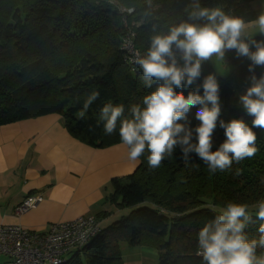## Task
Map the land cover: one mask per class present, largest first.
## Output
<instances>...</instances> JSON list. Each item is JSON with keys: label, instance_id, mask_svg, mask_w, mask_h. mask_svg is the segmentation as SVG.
Segmentation results:
<instances>
[{"label": "trees", "instance_id": "obj_1", "mask_svg": "<svg viewBox=\"0 0 264 264\" xmlns=\"http://www.w3.org/2000/svg\"><path fill=\"white\" fill-rule=\"evenodd\" d=\"M255 1L201 0V4L223 5L245 19H255ZM190 2L152 0L149 9L147 0H0V126L59 115L68 133L92 148L123 144L119 125L107 135L103 122L98 124L100 109L108 102L123 104L127 114L131 105L142 104L155 87L144 86L139 66L124 48L125 41L131 40L133 51L143 55L154 28L163 31L187 19L185 8ZM226 56L233 70L227 78L217 75L220 119L228 114L227 121L243 117L250 123L239 96L251 85V61L238 58L235 51ZM210 73L216 72L209 62L204 63L196 83L202 84ZM255 74H264V67H256ZM195 88L196 84L182 91L187 95ZM94 91L99 98L79 118ZM199 107L188 113L193 129L199 124L195 118ZM254 131L256 155L215 173L194 153L184 160L179 148L151 169L146 152L131 175L111 181L113 193L106 198L119 211L129 210L128 215L122 214L119 221L103 228L101 223L111 212L96 215L98 231L66 264H81L82 256L87 264H124L123 241L133 248L155 251L157 264H202L196 254L200 228L229 201L253 205L264 199V130ZM224 140V130L217 126L213 151ZM250 214L253 222L246 232L250 239H258L264 221L255 218L254 209ZM261 252L264 249H258V255Z\"/></svg>", "mask_w": 264, "mask_h": 264}, {"label": "clouds", "instance_id": "obj_2", "mask_svg": "<svg viewBox=\"0 0 264 264\" xmlns=\"http://www.w3.org/2000/svg\"><path fill=\"white\" fill-rule=\"evenodd\" d=\"M148 8L153 7L147 0ZM187 19L170 24L166 30H153L150 44L143 55L136 54L135 63L141 70L144 86L153 89L142 104L127 110L123 104L106 103L100 109L98 124L103 122L105 134L117 131L128 148V159L137 161L147 152L151 169L158 168L179 148L184 160L194 153L208 165L209 171H225L233 162L254 157L258 152L257 133L264 130V74H255L256 67H264V11L255 19H245L223 5L203 6L201 0H191L186 6ZM235 51L238 58H247L251 85L239 96V104L247 116L230 121L220 119V84L216 73L196 82L202 76V65L211 62L220 74L228 71L226 54ZM224 66L227 71L220 72ZM187 95L182 89L191 88ZM203 89V95L200 89ZM181 89V91H177ZM99 92H92L78 113L83 119ZM201 105L195 118L199 124L193 129L188 123L191 108ZM184 121V122H181ZM224 130L225 140L213 151L214 131ZM264 182V181H262ZM264 221V200L253 205L229 201L198 231L196 254L202 264H264V223L259 237L249 238L246 229L253 222L250 214Z\"/></svg>", "mask_w": 264, "mask_h": 264}, {"label": "crops", "instance_id": "obj_3", "mask_svg": "<svg viewBox=\"0 0 264 264\" xmlns=\"http://www.w3.org/2000/svg\"><path fill=\"white\" fill-rule=\"evenodd\" d=\"M252 6L258 15L264 0ZM138 166V160L128 159L124 144L96 149L74 139L59 115L0 126V228L21 226L45 233L55 223L110 211L101 223L108 226L123 212L106 202L113 193L111 181L131 175ZM33 195L43 201L17 216L16 208ZM141 249L156 257L155 251ZM7 261L0 256V264Z\"/></svg>", "mask_w": 264, "mask_h": 264}, {"label": "built area", "instance_id": "obj_4", "mask_svg": "<svg viewBox=\"0 0 264 264\" xmlns=\"http://www.w3.org/2000/svg\"><path fill=\"white\" fill-rule=\"evenodd\" d=\"M132 13V11H128ZM124 48L135 63L136 52L131 40ZM136 64V63H135ZM43 201L41 195L27 197L15 210L22 216L38 207ZM98 231L95 216L79 217L51 225L48 232L30 231L21 226L0 228V256L8 258L6 264H66L74 251H79Z\"/></svg>", "mask_w": 264, "mask_h": 264}, {"label": "rangeland", "instance_id": "obj_5", "mask_svg": "<svg viewBox=\"0 0 264 264\" xmlns=\"http://www.w3.org/2000/svg\"><path fill=\"white\" fill-rule=\"evenodd\" d=\"M209 63L213 67L217 75L221 78H227L232 73L233 67H231V69L227 71V69L224 66H221L219 71L220 72L227 71V72L224 74H220L217 72L215 65L211 62ZM226 63H229V61L227 60V56H226ZM246 90L247 89H244L241 94H244ZM228 118H229L228 114H224L222 119L227 121ZM129 212H130L129 210H126L124 214L128 215ZM120 214H123V212ZM120 214H117L115 217V220L113 221H117V220L119 221V219L121 218ZM112 222H109V224H111ZM103 227H107V224H102V228ZM120 246H121V252H122L124 264H157V257H158L157 255L153 259L151 256H147L143 254V252L141 251L142 250L141 248L139 249L133 248L125 241L121 242ZM80 261H81V264H87L86 258L84 256L81 257Z\"/></svg>", "mask_w": 264, "mask_h": 264}]
</instances>
